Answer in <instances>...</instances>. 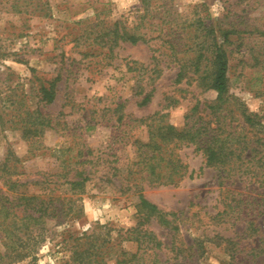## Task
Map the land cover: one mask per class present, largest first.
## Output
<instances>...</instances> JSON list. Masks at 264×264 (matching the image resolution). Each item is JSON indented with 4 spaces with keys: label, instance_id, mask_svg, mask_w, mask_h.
I'll use <instances>...</instances> for the list:
<instances>
[{
    "label": "rangeland",
    "instance_id": "1",
    "mask_svg": "<svg viewBox=\"0 0 264 264\" xmlns=\"http://www.w3.org/2000/svg\"><path fill=\"white\" fill-rule=\"evenodd\" d=\"M199 17L234 32L227 48L231 87L223 113L229 117L230 110L247 108L260 117L264 136V0H153L148 10L141 0H0V160L8 151L27 157L24 181L57 172L73 146H85L94 160L85 167L92 168L86 192L71 200L73 211L62 224L52 221L41 238L27 242L24 247L32 255L13 264H73L69 256L76 238L94 232L101 243L115 239L121 228L136 226L137 198L126 191L122 178L137 159L136 142L148 139V128L139 120L164 114V122L181 129L197 102L202 108L216 99L203 76L177 81L176 61L158 50L169 28H185ZM116 23L145 32L146 41H118L111 51L106 38L98 36ZM57 76L55 100L38 102L39 86ZM147 93L151 99L141 105ZM26 109H39L61 126L45 131L33 155L14 123ZM178 155L194 171L192 178L176 186L142 183L149 201L174 214L168 227L154 219L145 224L162 245L145 255L147 263L232 264V251L262 243L264 182L246 175L220 179L194 146L182 147ZM61 188L68 197L67 188ZM0 190L6 191L2 181ZM29 191L39 192L33 186ZM239 194L246 216L227 205L234 207ZM244 218L255 220L261 230H249ZM228 238L235 244L227 245ZM114 247L112 256L120 247L137 250L133 243Z\"/></svg>",
    "mask_w": 264,
    "mask_h": 264
},
{
    "label": "trees",
    "instance_id": "2",
    "mask_svg": "<svg viewBox=\"0 0 264 264\" xmlns=\"http://www.w3.org/2000/svg\"><path fill=\"white\" fill-rule=\"evenodd\" d=\"M152 1L141 0L145 10L149 9ZM105 31L98 37L106 38L104 43L110 45L111 51L118 41L131 44L146 41L145 32L137 29L132 31L118 23ZM232 33V30L222 26L216 29L199 17L185 28H169L164 34L158 50L161 56L176 61L177 81L203 76L208 89L216 93V99L209 106L205 102L202 108L197 102L186 115V122L181 129L164 122V114L139 120L148 128V139L146 142H136L137 159L126 169L122 179L126 191H133L137 198L136 208L140 220L134 227L119 229L115 239L108 237L101 243H97L99 237L94 232L76 238L69 256L73 264H148L145 255L160 249L162 245L155 234L144 227L145 224L154 219L159 225L168 227L171 224L169 216L174 214L163 212L149 201L143 193L142 183L176 186L186 177L192 178L194 171H189L178 155V150L184 146H194L202 154L204 166L216 169L222 180L246 175L254 182H264V136L261 135L263 125L260 117L241 106L230 110L229 117L223 113V104L228 101L231 87L230 53L227 48L231 44ZM241 41L243 44L244 39ZM156 66L158 63L154 68ZM150 78L149 81H153ZM58 79L59 76L39 86L38 102L51 104L55 100ZM150 99L151 93L145 94L141 105L147 104ZM121 108V105L118 106L115 112ZM17 118L14 123L27 142L31 155L41 147L45 131L59 130L61 127L59 122H54L39 109H26L18 113ZM122 119L123 115L120 114L117 121L121 122ZM84 147H71L70 154L62 160L57 172L44 174L43 180L24 181L22 162L27 157L19 158L8 151L0 160V181L6 190L4 193L0 190V244L3 246L0 263L13 264L18 259L30 257L31 251L24 245L41 238L52 221L56 225L62 224L73 211L72 198L84 194L91 181L92 168L85 167L94 160L90 159L91 150H85ZM30 186L39 192H30ZM64 186L68 197L62 196L60 191ZM241 196L243 194L233 201L236 207H232L231 202L227 205L238 216L244 213L246 216L248 208L243 205ZM244 219L249 230H261L260 225L255 226V220ZM224 241L227 245L235 244L229 238ZM123 242L136 244L137 250L129 252L120 247L118 254L112 256L115 244ZM19 248L22 250L19 251ZM234 251L230 257L232 264H264V240L255 247H242ZM34 259L33 256L31 260Z\"/></svg>",
    "mask_w": 264,
    "mask_h": 264
}]
</instances>
